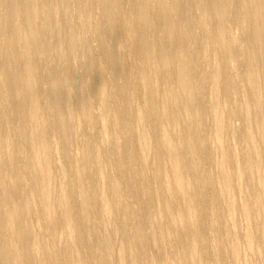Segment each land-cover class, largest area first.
Returning a JSON list of instances; mask_svg holds the SVG:
<instances>
[{"label":"bare ground","instance_id":"1","mask_svg":"<svg viewBox=\"0 0 264 264\" xmlns=\"http://www.w3.org/2000/svg\"><path fill=\"white\" fill-rule=\"evenodd\" d=\"M0 264H264V0H0Z\"/></svg>","mask_w":264,"mask_h":264},{"label":"rangeland","instance_id":"2","mask_svg":"<svg viewBox=\"0 0 264 264\" xmlns=\"http://www.w3.org/2000/svg\"><path fill=\"white\" fill-rule=\"evenodd\" d=\"M237 121H238V124H237ZM240 124V125H239ZM234 125H235V129H236V131L237 132H240L241 131V126H242V122L240 121V120H236L235 122H234ZM236 127H238V128H236ZM238 129V130H237Z\"/></svg>","mask_w":264,"mask_h":264}]
</instances>
